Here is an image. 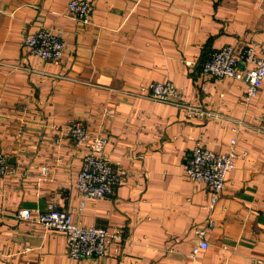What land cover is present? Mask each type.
Masks as SVG:
<instances>
[{
	"label": "crops",
	"instance_id": "crops-1",
	"mask_svg": "<svg viewBox=\"0 0 264 264\" xmlns=\"http://www.w3.org/2000/svg\"><path fill=\"white\" fill-rule=\"evenodd\" d=\"M68 1L0 0V152L9 168L0 264H189L202 228L209 246L197 264L264 263V83L246 102L242 81L201 72L223 47L264 45V0H86L88 24L67 13ZM40 27L63 32L60 62L28 55L23 38ZM154 82L172 83L205 116L151 99L141 89ZM71 121L107 137L105 157L126 172L111 197L81 211L74 184L87 150L60 135ZM231 140L234 169L210 208L185 164L197 144L222 152ZM50 206L121 239L103 257L73 260L62 233L18 216Z\"/></svg>",
	"mask_w": 264,
	"mask_h": 264
},
{
	"label": "built area",
	"instance_id": "built-area-1",
	"mask_svg": "<svg viewBox=\"0 0 264 264\" xmlns=\"http://www.w3.org/2000/svg\"><path fill=\"white\" fill-rule=\"evenodd\" d=\"M67 13L80 23L88 24L93 10L92 3L86 0H69ZM23 46L28 55L47 62H60L65 51L66 40L60 30L40 27L35 32L25 35ZM201 72L208 78L233 79L245 84L244 101L255 98L264 83V45L247 46L234 49L226 46L213 52L201 65ZM151 99L174 104L184 109L189 116L204 117L202 109L194 107L183 100L182 92L172 83L154 82L142 87ZM109 112L106 111V114ZM259 124L264 128V113L259 117ZM60 135L70 141L76 148L87 150L77 173L75 188L79 194V208L89 201L111 197L115 189L123 182L126 172L112 165L105 157L104 149L107 137L91 135L87 126L81 121H71L60 129ZM235 141L222 152H215L202 144H197L185 164V174L192 182L203 184L210 192V208L225 189L227 175L234 169L236 152ZM9 173L6 157L0 152V178ZM42 175L49 173L48 167L41 169ZM23 221L34 220L47 230L62 233L67 241L68 255L73 260L100 258L106 255L111 243L121 239L119 231L110 233L107 229L75 223L73 213L50 206L38 213L35 218L31 212L23 209L18 212ZM207 227H212L208 219ZM207 228L197 232L198 240L188 253L189 264H197L198 255L208 248L205 239ZM255 264H264L256 261Z\"/></svg>",
	"mask_w": 264,
	"mask_h": 264
},
{
	"label": "trees",
	"instance_id": "trees-1",
	"mask_svg": "<svg viewBox=\"0 0 264 264\" xmlns=\"http://www.w3.org/2000/svg\"><path fill=\"white\" fill-rule=\"evenodd\" d=\"M204 61H205V60H204ZM204 61H203V62H204ZM203 62H202V63H203ZM201 65H202V64H201Z\"/></svg>",
	"mask_w": 264,
	"mask_h": 264
}]
</instances>
